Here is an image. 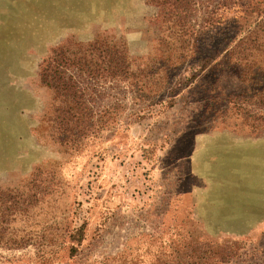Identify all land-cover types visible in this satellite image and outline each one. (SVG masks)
Listing matches in <instances>:
<instances>
[{
    "label": "rangeland",
    "instance_id": "1",
    "mask_svg": "<svg viewBox=\"0 0 264 264\" xmlns=\"http://www.w3.org/2000/svg\"><path fill=\"white\" fill-rule=\"evenodd\" d=\"M161 13L149 0H0V198L10 206L5 215L0 200V242L24 244L0 246V264H109L122 253L128 264L190 233L241 240L231 264H264V121L242 117L264 108L244 100L243 65L189 62L153 101L80 75L107 123L73 155L43 127L51 93L38 71L52 47L120 36L140 70Z\"/></svg>",
    "mask_w": 264,
    "mask_h": 264
},
{
    "label": "trees",
    "instance_id": "2",
    "mask_svg": "<svg viewBox=\"0 0 264 264\" xmlns=\"http://www.w3.org/2000/svg\"><path fill=\"white\" fill-rule=\"evenodd\" d=\"M149 3L159 6L162 13L155 22L156 52L153 57L142 58V69L134 71L133 64L141 61L137 63L128 55L123 38L110 34H96L87 42L68 39L52 47L42 60L39 82L51 93L43 127L49 128L64 152L73 155L84 151L100 131L98 124L107 123L100 119L101 115L95 119L87 89L80 86V75L124 81L137 97L149 92L148 99L153 101L166 90L173 72L189 62L203 61L208 64L203 66L206 68L211 62L219 65L223 61L227 73H237V65L241 64L239 80L250 82L245 86L246 104L264 108V0H149ZM236 30L243 34L241 38L237 39V33L232 36ZM242 117H252L253 122L260 117L264 121V114L243 113ZM2 194L4 198L0 200L7 215L10 207L7 193ZM74 239L81 241L80 236ZM240 243L241 240L229 237L177 234V238L166 242L164 251L160 248L148 257L135 256L128 264H231L242 255ZM22 245L10 240L0 242V246L11 248ZM125 259L123 253L108 257L109 264H125Z\"/></svg>",
    "mask_w": 264,
    "mask_h": 264
}]
</instances>
